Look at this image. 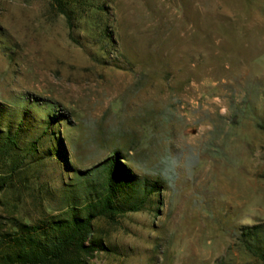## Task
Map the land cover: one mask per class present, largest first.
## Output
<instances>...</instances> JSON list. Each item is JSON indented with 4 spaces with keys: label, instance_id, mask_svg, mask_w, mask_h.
<instances>
[{
    "label": "rangeland",
    "instance_id": "374dc122",
    "mask_svg": "<svg viewBox=\"0 0 264 264\" xmlns=\"http://www.w3.org/2000/svg\"><path fill=\"white\" fill-rule=\"evenodd\" d=\"M115 154L90 264H263L264 0H0L2 226L82 211Z\"/></svg>",
    "mask_w": 264,
    "mask_h": 264
},
{
    "label": "trees",
    "instance_id": "16d2710c",
    "mask_svg": "<svg viewBox=\"0 0 264 264\" xmlns=\"http://www.w3.org/2000/svg\"><path fill=\"white\" fill-rule=\"evenodd\" d=\"M6 140V144H15L10 135ZM104 164L107 174L104 191L89 199L82 211L72 208L68 217L51 216L33 224L11 219L8 230L2 226L0 215V264H90L89 259L95 252L107 251L102 240L94 238L93 223L98 218L112 220L126 212L119 199L126 190L125 185L132 189L136 180L121 164L118 154ZM4 186L5 183H0V194ZM142 202L133 201L130 210L140 211ZM244 230L240 241L245 250L264 264V247L258 239L259 227Z\"/></svg>",
    "mask_w": 264,
    "mask_h": 264
}]
</instances>
